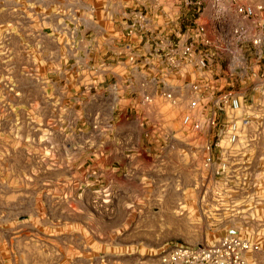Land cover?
I'll list each match as a JSON object with an SVG mask.
<instances>
[{
  "label": "rangeland",
  "instance_id": "1",
  "mask_svg": "<svg viewBox=\"0 0 264 264\" xmlns=\"http://www.w3.org/2000/svg\"><path fill=\"white\" fill-rule=\"evenodd\" d=\"M100 4L0 0V264H153L174 245L228 234L257 244L249 262L264 264V90L234 85L246 92L243 130L213 149L212 166L207 136L183 128L178 109L123 114L147 146L144 183L114 164L111 108L80 114L67 97L68 73L83 66L69 27L85 25L89 43L95 24L108 25Z\"/></svg>",
  "mask_w": 264,
  "mask_h": 264
},
{
  "label": "built area",
  "instance_id": "2",
  "mask_svg": "<svg viewBox=\"0 0 264 264\" xmlns=\"http://www.w3.org/2000/svg\"><path fill=\"white\" fill-rule=\"evenodd\" d=\"M145 29L141 102L147 108L166 103L181 113L183 128L203 131L204 164L212 166L213 149L222 150L221 142L236 144L243 130L239 119L246 92L239 94L234 85L264 90V0H149L146 16L136 9L125 25L128 35ZM138 113L127 108L123 114L136 119ZM258 249L228 234L213 244L174 245L153 264H250L248 253Z\"/></svg>",
  "mask_w": 264,
  "mask_h": 264
},
{
  "label": "crops",
  "instance_id": "3",
  "mask_svg": "<svg viewBox=\"0 0 264 264\" xmlns=\"http://www.w3.org/2000/svg\"><path fill=\"white\" fill-rule=\"evenodd\" d=\"M99 1L102 4L97 7L98 12L100 10L97 16L100 17V22L107 21L108 25L95 24L90 30L93 36L89 43L85 25L84 29L69 27V45L77 48L73 59L77 62L79 58V63L83 66H78L79 73H68L70 75L65 79V83L69 84L67 97L70 103L74 99L71 104L79 106L80 114L85 111L88 103L97 106V111H102L104 106L106 109L111 108V113L116 115V125L120 128L112 138L115 143V147L111 149L114 164L122 170H132L136 173L135 177H141L146 183V164L144 158H138L141 156L140 152L147 151V146L143 147L144 144L135 135L134 126L131 125L133 122L124 118L123 111L135 108L145 117H151L148 113L151 114L152 109L155 110L154 113L159 112L158 103L147 108L139 97V93L144 88L146 90V29L135 35H128L125 31V25L136 9L143 10L146 16V3L149 0H97ZM93 40L94 47L91 45ZM89 54L97 57L91 64H88ZM123 139L128 141L129 148H123ZM133 142L138 146L135 147ZM129 149L131 152H128Z\"/></svg>",
  "mask_w": 264,
  "mask_h": 264
}]
</instances>
